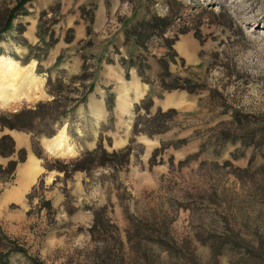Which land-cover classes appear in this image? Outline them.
<instances>
[{"label": "rangeland", "instance_id": "obj_1", "mask_svg": "<svg viewBox=\"0 0 264 264\" xmlns=\"http://www.w3.org/2000/svg\"><path fill=\"white\" fill-rule=\"evenodd\" d=\"M26 8L4 33L0 55L20 65L34 60L43 94L0 113L54 98L68 104L93 89L32 130L0 128V136L9 129L26 137L20 143L9 134L26 159L12 177L0 172V246L13 241L26 251L11 253L8 264H264V0H30ZM157 16L168 18L164 37L174 40L168 70L204 88L168 107L175 112L167 129L148 135L133 131L135 106L151 98L150 115L166 110V91L158 80L140 96L129 83L136 67L127 76L121 66L120 79L107 69L133 57L161 70L159 59L169 58L162 37L151 36L146 49L126 39ZM184 34L191 59L177 46ZM82 64L92 73L83 84L74 78ZM62 128L73 152L51 153L47 140ZM99 144L108 152L129 147L128 154L88 170L45 168ZM31 153L40 171L26 186ZM12 157L0 156V164Z\"/></svg>", "mask_w": 264, "mask_h": 264}, {"label": "trees", "instance_id": "obj_2", "mask_svg": "<svg viewBox=\"0 0 264 264\" xmlns=\"http://www.w3.org/2000/svg\"><path fill=\"white\" fill-rule=\"evenodd\" d=\"M30 0H8L0 1V41L3 40L4 33L11 30L13 27V20L19 15H26L28 13L26 8V3ZM92 23V20H89V25ZM160 23V24H159ZM170 21L167 17H153L151 20L144 21L140 27L134 26L131 30L127 31V40L132 36L134 38V44L146 49V41L151 38V36L156 35L162 37L165 47L168 48L167 58L162 57L159 59L162 72L159 75V84L165 91L172 90H185L188 93H193L199 89L204 88L203 84L196 83L188 77H180L173 75L168 70L169 62L175 61V51H172V45L174 40L164 37L165 29L169 26ZM90 31V27L87 28ZM25 31V25L19 24L18 33ZM181 33H186L182 31ZM66 41H71L70 38H66ZM56 40L46 42V48L51 47ZM1 53V52H0ZM135 59L133 57L121 58L120 64L125 67L126 75L129 74L130 67H136L139 76L143 78V81L147 82L145 71L146 65L144 61L138 59V62L134 63ZM107 63H113L111 59L106 61ZM81 73L75 75L74 78L80 80L81 84L84 80L92 78V73L86 70V66L83 67ZM56 88V87H55ZM93 85L89 84L86 91L81 93L77 98H69L68 104H61L57 98H54L51 101H39L32 108H23L11 113H0V128H9L16 130H32L38 122H44L46 120H53L61 115L68 113L75 104L82 103L85 101L87 95L92 91ZM61 91V90H60ZM109 98L107 99L108 109L111 110L113 107V93H109ZM152 103L151 98L142 100L141 103L136 104L135 111L137 112L136 120L133 124V131L135 133L144 132L148 135H154L156 133L163 132L167 129V124L172 120V113L175 112V109L168 108L162 110L158 108L151 115L149 114V107ZM70 104V105H69ZM143 109L144 113L139 111ZM242 122V118L239 117L237 113L232 114V123L238 125ZM229 129L223 131V135H226ZM47 136L54 135L55 132H45L41 131ZM129 147H125L120 150H113L111 152L106 151V149L99 144L91 150L85 151L78 157L68 160L67 162L56 159L52 162L54 165L45 164L46 170H51L53 168L64 171L67 166H72L73 170H88L94 166H105L115 160H123L128 154ZM16 156L15 158H10L5 165L0 164V172L5 174L6 177L10 178L14 174V171L19 163H22L26 159V150L24 148L16 149L13 138L9 134H3L0 136V156L1 157H11ZM36 155L39 158H42L40 152H36ZM7 179V178H6ZM14 252H23L25 249L19 246L13 241L3 242L0 246V264H8L9 256ZM33 264H42L37 260H33Z\"/></svg>", "mask_w": 264, "mask_h": 264}, {"label": "bare ground", "instance_id": "obj_3", "mask_svg": "<svg viewBox=\"0 0 264 264\" xmlns=\"http://www.w3.org/2000/svg\"><path fill=\"white\" fill-rule=\"evenodd\" d=\"M35 65L34 60L20 65L17 60L0 55V107L12 106L22 99L33 101L43 94V81L34 74ZM46 145L51 153L56 152L61 155L73 152L64 128L48 139ZM39 171L38 161L29 159L22 172V178L27 181L26 186L35 179Z\"/></svg>", "mask_w": 264, "mask_h": 264}, {"label": "crops", "instance_id": "obj_4", "mask_svg": "<svg viewBox=\"0 0 264 264\" xmlns=\"http://www.w3.org/2000/svg\"><path fill=\"white\" fill-rule=\"evenodd\" d=\"M181 37L182 38L177 43V46L179 47L180 50L183 51L185 58L191 59V57H193V48L190 45L191 44V38L187 34L181 35ZM111 64H113V63H111ZM121 66H122L121 64L117 65V66H108L109 68L107 70L109 73H112V75L114 77H116V79L117 78L120 79V77L124 75L123 68ZM158 69L152 70V72H151V70L148 68L145 71V76H146L147 82L143 81V78L141 76H139L137 69H135V68L133 69V75H132L131 80H129V83H130V86H132L136 90L138 95L144 96L150 90V88H153L154 84H156L158 82L159 75L162 71V68H161V70H160V68H158ZM130 86H129V89H131ZM109 91H108V94L110 93ZM172 91H184V93L180 92L179 94H177L178 92H176L175 94H172L171 93ZM172 91H169V92L166 91L167 95L165 96V99L163 100L162 108H168L171 105H174L177 101L186 98V96L188 94V92L185 90H172ZM125 101H127V99H125ZM8 131H9V134L11 136H15L16 141L18 139L20 143L26 139L25 135L21 134L18 131L9 130V129H8ZM36 158L37 157H35L31 153L29 155L27 161L29 159H34V160L38 161V159H36ZM27 161H26V163H27Z\"/></svg>", "mask_w": 264, "mask_h": 264}]
</instances>
